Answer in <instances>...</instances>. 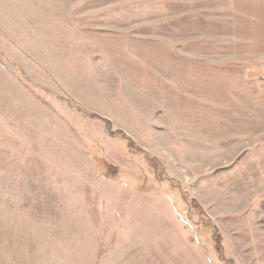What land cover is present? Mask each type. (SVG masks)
<instances>
[{
	"label": "rangeland",
	"instance_id": "374dc122",
	"mask_svg": "<svg viewBox=\"0 0 264 264\" xmlns=\"http://www.w3.org/2000/svg\"><path fill=\"white\" fill-rule=\"evenodd\" d=\"M0 264H264V0H0Z\"/></svg>",
	"mask_w": 264,
	"mask_h": 264
},
{
	"label": "trees",
	"instance_id": "16d2710c",
	"mask_svg": "<svg viewBox=\"0 0 264 264\" xmlns=\"http://www.w3.org/2000/svg\"><path fill=\"white\" fill-rule=\"evenodd\" d=\"M107 123V121H105Z\"/></svg>",
	"mask_w": 264,
	"mask_h": 264
}]
</instances>
